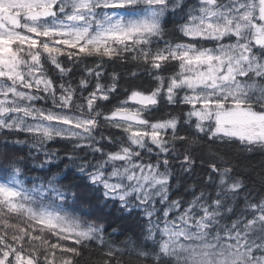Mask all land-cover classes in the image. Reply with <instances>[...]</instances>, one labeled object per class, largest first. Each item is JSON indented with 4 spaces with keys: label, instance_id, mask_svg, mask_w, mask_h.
<instances>
[{
    "label": "snow or ice",
    "instance_id": "snow-or-ice-1",
    "mask_svg": "<svg viewBox=\"0 0 264 264\" xmlns=\"http://www.w3.org/2000/svg\"><path fill=\"white\" fill-rule=\"evenodd\" d=\"M233 144L264 154V0H0V264H264Z\"/></svg>",
    "mask_w": 264,
    "mask_h": 264
},
{
    "label": "trees",
    "instance_id": "trees-1",
    "mask_svg": "<svg viewBox=\"0 0 264 264\" xmlns=\"http://www.w3.org/2000/svg\"><path fill=\"white\" fill-rule=\"evenodd\" d=\"M168 38V37H166ZM222 154L228 152L226 159H232L233 163H240L241 170L244 172V179L251 189L255 192L264 191V154L258 150L252 152L242 151L237 145L233 144L228 147L220 146ZM211 152L216 151V146L210 148ZM198 175H202L197 169ZM37 172H32L31 175H38ZM126 237L117 234L114 239L124 240ZM95 259V256L92 257Z\"/></svg>",
    "mask_w": 264,
    "mask_h": 264
}]
</instances>
